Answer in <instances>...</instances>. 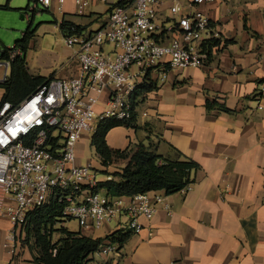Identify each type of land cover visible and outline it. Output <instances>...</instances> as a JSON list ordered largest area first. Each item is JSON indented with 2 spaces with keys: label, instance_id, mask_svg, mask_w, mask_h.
<instances>
[{
  "label": "crops",
  "instance_id": "crops-1",
  "mask_svg": "<svg viewBox=\"0 0 264 264\" xmlns=\"http://www.w3.org/2000/svg\"><path fill=\"white\" fill-rule=\"evenodd\" d=\"M98 3L77 14L73 0H66L63 13L71 19H63L91 31V21L100 26L107 18L97 12ZM199 8L219 35L207 61L200 67L165 62L150 71L148 79L156 87L137 95L130 125L113 126L105 135L112 149L141 141L166 159L194 160L198 166L190 170V188L165 194L168 209L159 207L150 218L139 216L138 232L115 251H94L88 264H264V107L257 108L255 101L264 82V0H215ZM62 42L29 41L24 52L29 73L45 80L76 74L74 47ZM0 66V79H6L9 65ZM2 93L3 87L0 99ZM207 101L213 105L207 107ZM91 135L83 133L77 141L76 163H91L99 181L113 177L110 172L119 171L126 160L103 165ZM87 144L94 157L85 156ZM120 221L79 230L93 238L104 236ZM9 228L1 215L0 264H39L27 248L13 255L7 251L3 242Z\"/></svg>",
  "mask_w": 264,
  "mask_h": 264
},
{
  "label": "built area",
  "instance_id": "built-area-1",
  "mask_svg": "<svg viewBox=\"0 0 264 264\" xmlns=\"http://www.w3.org/2000/svg\"><path fill=\"white\" fill-rule=\"evenodd\" d=\"M65 1L56 0L59 11ZM214 1L73 0L77 14L93 2L108 4L107 18L98 28L83 31L71 26L62 36L65 45L74 47L76 74L44 80L17 104L0 102V216L10 223L3 245L11 255L22 248L27 211L50 195L62 203L63 218L76 219L80 229L123 219L116 229L138 232L139 216L150 218L159 207L169 208L162 189L107 195L98 189L91 163H76L75 147L102 118L132 121L134 93L150 71L162 69L165 62L170 67H200L207 61L209 41L219 35L199 5ZM50 3L34 0L32 9L48 8ZM10 47L0 65H9L21 54L18 46ZM255 101L257 108L264 107V82L258 85ZM189 188L187 183L180 190ZM117 247L107 241L95 251Z\"/></svg>",
  "mask_w": 264,
  "mask_h": 264
},
{
  "label": "trees",
  "instance_id": "trees-1",
  "mask_svg": "<svg viewBox=\"0 0 264 264\" xmlns=\"http://www.w3.org/2000/svg\"><path fill=\"white\" fill-rule=\"evenodd\" d=\"M59 26L63 33L71 31V26L80 29V25L62 19ZM33 31L25 30L22 37L16 40L14 46L21 49V54L14 55L10 61V72L6 79L0 82L3 93L0 102L7 100L17 104L23 97L43 82L45 78L29 73L24 52L26 51ZM217 38L209 41V52L216 46ZM10 46L0 45V59L8 58ZM149 76V74H147ZM150 79V77H149ZM145 79L137 87L134 98L136 104L137 95L156 87L152 79ZM211 107V101L206 102ZM222 108H225L221 105ZM112 117H105L97 122L95 131L91 135V145L99 156L103 165H108L114 160L125 159V164L119 171L110 172L113 177L98 182V189L107 195H131L146 190L162 189L166 194L180 190L190 182V170L198 166L191 159L170 160L155 153L149 145L139 141L125 149H112L108 146L105 135L107 131L116 125L127 124ZM103 173L108 171L102 170ZM62 203L49 196L41 206L31 208L26 213V220L22 225L24 238L21 247L28 244L32 259L39 264H88L90 255L101 243L116 242L118 245L132 232L130 229H114L104 236L92 237L85 235L80 230H69L59 225L63 220ZM53 232L59 236L53 240Z\"/></svg>",
  "mask_w": 264,
  "mask_h": 264
},
{
  "label": "rangeland",
  "instance_id": "rangeland-1",
  "mask_svg": "<svg viewBox=\"0 0 264 264\" xmlns=\"http://www.w3.org/2000/svg\"><path fill=\"white\" fill-rule=\"evenodd\" d=\"M33 5L34 0H0L1 46H12L16 40H19L22 37V33L27 29L33 31V35L30 38V41L32 42L36 39L37 41L45 39L51 42L61 43L63 34L59 23L63 18H68L69 16L57 9L56 0H51L48 8L37 5L34 9H32ZM95 8L97 12L101 13V18L106 17L108 8L107 3L99 2ZM164 14L168 15V17H172L168 11H165ZM20 15H23V17ZM74 19L81 20L82 18L81 16L74 15ZM171 21L172 18H169V20H167V24ZM87 26V29L94 30L99 26V21H91ZM53 51L57 52L56 49ZM3 69L4 67L0 66V77L3 76ZM9 72L10 67L7 66V76L9 75ZM83 149L85 150V156L94 157L92 147H90L89 144H87ZM111 164L115 167V160ZM101 174V172H98V176ZM63 220L64 226L69 230H79V225L76 219L65 217ZM58 236V232H53L52 239L55 240ZM23 248H27V250H29L28 244L25 243L24 247L22 246L21 249Z\"/></svg>",
  "mask_w": 264,
  "mask_h": 264
},
{
  "label": "water",
  "instance_id": "water-1",
  "mask_svg": "<svg viewBox=\"0 0 264 264\" xmlns=\"http://www.w3.org/2000/svg\"><path fill=\"white\" fill-rule=\"evenodd\" d=\"M21 17H23V15H20Z\"/></svg>",
  "mask_w": 264,
  "mask_h": 264
}]
</instances>
